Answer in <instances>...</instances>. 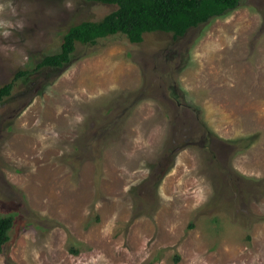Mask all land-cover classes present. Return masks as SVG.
Returning a JSON list of instances; mask_svg holds the SVG:
<instances>
[{
    "label": "rangeland",
    "instance_id": "1",
    "mask_svg": "<svg viewBox=\"0 0 264 264\" xmlns=\"http://www.w3.org/2000/svg\"><path fill=\"white\" fill-rule=\"evenodd\" d=\"M115 7L0 0V264H264V0L35 70Z\"/></svg>",
    "mask_w": 264,
    "mask_h": 264
},
{
    "label": "trees",
    "instance_id": "2",
    "mask_svg": "<svg viewBox=\"0 0 264 264\" xmlns=\"http://www.w3.org/2000/svg\"><path fill=\"white\" fill-rule=\"evenodd\" d=\"M115 5V9L99 20H82L70 25L63 35L58 52L45 55L35 70L61 68L71 61L77 44L95 45L99 40L122 35L129 42L139 43L145 33H170L183 37L190 29L205 24L213 18L236 9L243 0H85ZM27 71H19L14 78L0 86V101L8 97L15 80ZM118 117L110 118L103 127L112 129ZM231 179L230 174L226 176ZM264 183V182H262ZM13 224L11 214L0 212V254L9 240Z\"/></svg>",
    "mask_w": 264,
    "mask_h": 264
}]
</instances>
